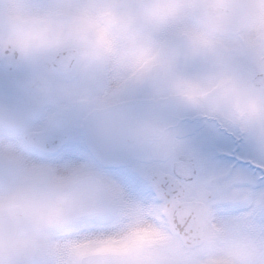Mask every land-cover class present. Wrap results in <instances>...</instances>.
Here are the masks:
<instances>
[{
    "label": "snow or ice",
    "instance_id": "snow-or-ice-1",
    "mask_svg": "<svg viewBox=\"0 0 264 264\" xmlns=\"http://www.w3.org/2000/svg\"><path fill=\"white\" fill-rule=\"evenodd\" d=\"M71 64L30 69L0 52V184L9 200L57 193L73 264H196L201 245L238 235L264 264V149L216 121L179 110L157 115L135 91L85 112L56 101ZM160 141L157 148L151 139Z\"/></svg>",
    "mask_w": 264,
    "mask_h": 264
},
{
    "label": "clouds",
    "instance_id": "clouds-1",
    "mask_svg": "<svg viewBox=\"0 0 264 264\" xmlns=\"http://www.w3.org/2000/svg\"><path fill=\"white\" fill-rule=\"evenodd\" d=\"M61 56L105 91L141 93L154 112L212 119L264 149V0H0V52ZM54 190L8 199L0 184V264H73ZM196 264H258L250 239L201 245ZM139 264H158L151 249Z\"/></svg>",
    "mask_w": 264,
    "mask_h": 264
},
{
    "label": "rangeland",
    "instance_id": "rangeland-1",
    "mask_svg": "<svg viewBox=\"0 0 264 264\" xmlns=\"http://www.w3.org/2000/svg\"><path fill=\"white\" fill-rule=\"evenodd\" d=\"M24 63V62H23ZM26 67L33 69L40 65L24 63ZM105 82L102 78L81 77L75 70L64 74L59 82V94L55 97L56 101L83 110L85 112L92 108L103 109L113 107L118 104V100L112 98L105 91ZM160 141L153 138L149 141V146L157 148Z\"/></svg>",
    "mask_w": 264,
    "mask_h": 264
},
{
    "label": "flooded vegetation",
    "instance_id": "flooded-vegetation-1",
    "mask_svg": "<svg viewBox=\"0 0 264 264\" xmlns=\"http://www.w3.org/2000/svg\"><path fill=\"white\" fill-rule=\"evenodd\" d=\"M2 125H3V122H2V121H0V127H2Z\"/></svg>",
    "mask_w": 264,
    "mask_h": 264
}]
</instances>
